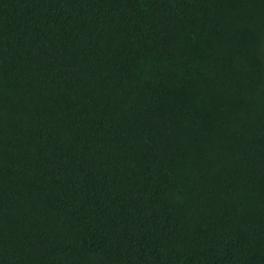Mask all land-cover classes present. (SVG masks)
Returning a JSON list of instances; mask_svg holds the SVG:
<instances>
[{
	"label": "trees",
	"instance_id": "1",
	"mask_svg": "<svg viewBox=\"0 0 264 264\" xmlns=\"http://www.w3.org/2000/svg\"><path fill=\"white\" fill-rule=\"evenodd\" d=\"M0 264H264V0H0Z\"/></svg>",
	"mask_w": 264,
	"mask_h": 264
}]
</instances>
